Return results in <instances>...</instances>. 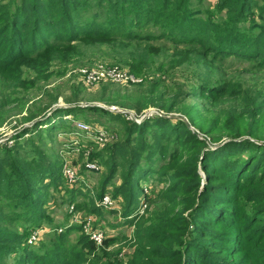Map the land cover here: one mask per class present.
<instances>
[{"label": "trees", "instance_id": "trees-1", "mask_svg": "<svg viewBox=\"0 0 264 264\" xmlns=\"http://www.w3.org/2000/svg\"><path fill=\"white\" fill-rule=\"evenodd\" d=\"M202 1L0 0V72L87 39H118L123 46L161 40L181 47L180 53L191 51L199 70L193 72L199 84L178 85L174 97L209 101L242 97L254 102L248 104L252 109L245 123L238 126L242 131L227 132L229 141L218 148L212 144L221 140V134L205 128L194 105L184 114L211 141L192 132L178 116L156 115L142 123L130 121L125 139L111 144L110 160L104 161L111 162V175L99 197L108 192L116 169L127 166L113 192L124 199L125 222L135 223L142 201L163 202L152 212L156 217L146 218L149 223L142 220L135 225V248L127 259L113 254L106 261L98 260L99 244L84 222L73 226L81 232L77 243L66 245L64 231L56 234L44 253H37L28 236L11 227L20 219L39 223L44 218L47 189L65 185L63 163L37 147L24 148V154L14 157L9 149L1 150L0 264H10L7 257L15 252L21 264H264V139L257 135L264 123V0H219L225 12L216 18L199 14ZM255 12L257 19L244 24ZM235 63L246 64L238 75L226 76L228 65ZM255 80L251 87L249 82ZM244 133L249 139L241 138ZM148 179L168 185L156 192ZM145 186L152 189L150 193ZM84 188L68 192L74 198L89 197L91 210L102 215L103 207ZM109 240L102 243L107 245Z\"/></svg>", "mask_w": 264, "mask_h": 264}, {"label": "rangeland", "instance_id": "rangeland-1", "mask_svg": "<svg viewBox=\"0 0 264 264\" xmlns=\"http://www.w3.org/2000/svg\"><path fill=\"white\" fill-rule=\"evenodd\" d=\"M200 8L199 14L205 18H216L225 12L219 7V0H203ZM255 13L248 16L244 24L257 19ZM179 48L161 40L123 46L118 39H87L56 47L35 59L21 60L7 71L0 72V151L9 149L10 156L14 157L18 153L24 154V148L33 150L37 147L52 160L56 158L63 163V169L73 167L75 171L73 177L65 179V185L47 189L48 201L44 218L39 223L20 219L11 227L28 236V243L37 253H44L54 244L56 234L64 231H67L66 245L77 243L81 232L73 226L84 222L85 230L102 234L103 241L110 239L107 245L99 244L98 260L106 261L113 254L124 259L132 256L135 225L142 220L149 223L146 218L156 217L152 212L160 209L163 202L155 198L144 201L135 223H126L124 199L113 192L127 166L116 169L117 173L110 177L107 193L112 196V208L102 205L98 195L103 182L111 175V162L104 163L107 157L110 160L108 148L113 142L125 139L130 121L142 123L144 114L150 115L148 117L178 116L188 123L192 132L208 138L198 125L190 124L184 114V109L194 105L201 112L196 110L205 128L221 134V140L213 143V148L229 141L227 132L237 133L231 131L238 128L242 131L238 126L245 123L247 111L252 109L249 105L253 106L254 102L242 97H211L210 101L193 96L188 99L174 97V88L178 85L191 88L199 84L193 73L198 69L193 53L189 50L180 53ZM245 64L228 65L226 76L238 75L237 70ZM114 68L137 79L104 78L93 84L87 81L85 70ZM241 74L247 78L251 75ZM256 81H250V86L254 87ZM89 105L101 109H85ZM69 108L74 110L69 111ZM174 123L177 122L174 120ZM245 133L241 138L249 139ZM257 135L264 139V123L259 126ZM208 140L211 141L210 137ZM15 144H21V150L12 148ZM90 163L98 164L99 169L91 168ZM201 173L204 176V172ZM148 182L156 192L168 185H161L157 179H148ZM82 185L92 196L95 195L96 202L103 207L102 215L91 210L89 197L79 194L74 198L71 191L68 192ZM144 190L150 193L152 189L145 186ZM75 202L82 207L77 209ZM33 235L36 237L30 241ZM232 246L238 248L237 244ZM90 258L94 259L93 256ZM7 260L10 264H21L17 252L10 254Z\"/></svg>", "mask_w": 264, "mask_h": 264}, {"label": "built area", "instance_id": "built-area-1", "mask_svg": "<svg viewBox=\"0 0 264 264\" xmlns=\"http://www.w3.org/2000/svg\"><path fill=\"white\" fill-rule=\"evenodd\" d=\"M86 75H87V81L91 84L98 82L101 79L104 78H111V79H120V80H127L129 78L131 79H137L134 76H128L127 74L122 73L119 69H109V70H85ZM79 126L88 128V126L81 125ZM89 166L93 169H99L98 164L96 163H90ZM64 175L66 178H71L75 175V171L73 170V167H66L64 169ZM100 201L102 205L107 206L108 208H112L113 206V200L112 196L109 193L104 194L102 198H100ZM145 203L144 201L141 202L140 204V210L142 209V205ZM143 210V209H142ZM86 231L90 234V237L95 240L98 244L103 242V235L94 231H89L86 228ZM36 235H33L32 238H30V241L35 239Z\"/></svg>", "mask_w": 264, "mask_h": 264}, {"label": "water", "instance_id": "water-1", "mask_svg": "<svg viewBox=\"0 0 264 264\" xmlns=\"http://www.w3.org/2000/svg\"><path fill=\"white\" fill-rule=\"evenodd\" d=\"M148 116H150V115H148V114H144V115L141 117V121H143L144 119H146Z\"/></svg>", "mask_w": 264, "mask_h": 264}]
</instances>
